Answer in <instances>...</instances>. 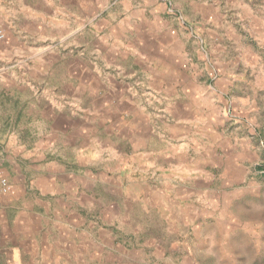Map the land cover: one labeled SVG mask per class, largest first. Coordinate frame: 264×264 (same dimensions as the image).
Returning a JSON list of instances; mask_svg holds the SVG:
<instances>
[{
  "label": "rangeland",
  "instance_id": "374dc122",
  "mask_svg": "<svg viewBox=\"0 0 264 264\" xmlns=\"http://www.w3.org/2000/svg\"><path fill=\"white\" fill-rule=\"evenodd\" d=\"M23 1L12 13L22 34L10 40L25 61L54 62L58 80L83 64L95 72L97 63H158L183 70L178 113L198 100L186 135L151 139L143 126H123L117 138L91 114L87 132L53 134L46 158L57 155V169L77 179L56 192L36 180L33 148L49 134L21 132L14 105L0 98L10 184L0 191V264L15 241L22 264H264V0ZM14 72L0 75L16 84ZM143 138L167 147V159L140 160Z\"/></svg>",
  "mask_w": 264,
  "mask_h": 264
},
{
  "label": "crops",
  "instance_id": "0c3cea01",
  "mask_svg": "<svg viewBox=\"0 0 264 264\" xmlns=\"http://www.w3.org/2000/svg\"><path fill=\"white\" fill-rule=\"evenodd\" d=\"M23 4V0H0V23L5 33L4 39L0 41V71L18 67L21 72L20 76L14 72V76L19 78L16 84L9 83L4 74L0 75V98L14 105L17 110L16 115H20L21 132L28 131L38 136L41 133L49 134L46 141L39 138V145L35 144L37 147L33 148L34 153L36 150L34 155L38 158L35 167L39 175L36 180L48 182L53 189L55 187L56 192L60 189L59 181L67 183V180H70L72 183L77 180L76 174L65 169L67 166L64 164H62L64 169H57L56 165L59 163L54 160L57 155L46 158L44 153H46V145L58 142L53 134H71L77 130L79 133L87 132L90 124L88 114H91V118L95 116L102 120L107 133L114 134L117 138L123 137L120 134L123 126L137 134L140 133L141 128L145 127L143 131L151 139H155L154 136L157 135L162 137L168 132H173L172 130L185 135L190 132L192 121L196 116V107L192 102L197 101L198 98H190L185 103L182 114L175 109L179 97H183L177 92L188 93L184 92L183 70L174 66L164 68L158 63L152 67L149 66L148 69L139 64L127 67L123 63L111 61L102 63V68L97 63L95 72H91L86 64H83L79 76L66 71L61 80H58L54 76V62L25 61L23 47L10 40V37L22 34L20 30L13 28L12 13H18V8L15 10L14 5L18 7ZM27 70H33L36 78L27 77L28 75L25 74ZM89 74L94 77V81H89ZM123 86H127V89ZM89 93H92L94 100L92 106H89L86 101ZM190 94L193 95V93ZM143 96L149 102H154L152 106H149L152 110L147 109L148 103L141 99ZM155 101H158V105H155ZM23 117L26 119L21 120ZM72 117L77 118L78 126ZM161 118L166 122L170 120L172 123L167 125L162 122V127H157L158 120L160 121ZM170 126L172 128H168ZM146 141L143 142V147L141 145L143 150L140 160L145 161L151 157L167 159L169 155L167 147L155 148ZM88 147L85 144L81 146V152L87 151ZM172 153L175 152L172 151ZM83 159L85 161L83 165H88L86 156H83ZM123 172L125 173L126 170ZM7 245H10V255L5 256L4 264H22L20 244L15 241Z\"/></svg>",
  "mask_w": 264,
  "mask_h": 264
},
{
  "label": "built area",
  "instance_id": "2783aa9c",
  "mask_svg": "<svg viewBox=\"0 0 264 264\" xmlns=\"http://www.w3.org/2000/svg\"><path fill=\"white\" fill-rule=\"evenodd\" d=\"M5 37L4 29L0 23V41ZM10 189V184L3 169V166L0 162V191L1 193H7Z\"/></svg>",
  "mask_w": 264,
  "mask_h": 264
}]
</instances>
